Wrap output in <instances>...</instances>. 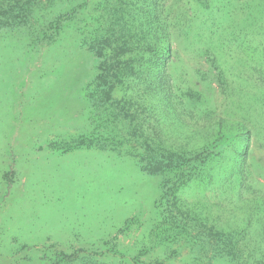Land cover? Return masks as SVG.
Wrapping results in <instances>:
<instances>
[{
    "label": "rangeland",
    "instance_id": "1",
    "mask_svg": "<svg viewBox=\"0 0 264 264\" xmlns=\"http://www.w3.org/2000/svg\"><path fill=\"white\" fill-rule=\"evenodd\" d=\"M168 2L180 3L187 33L182 37L186 50L174 69L183 83H198L210 94L218 84V69L188 46L210 38L217 66L233 73L228 85L234 95L214 99L215 116L224 106L238 112L237 103L243 104L235 118H249L254 134L242 190L249 198L264 196V116L257 104L260 88L254 87L257 73L251 76L257 62L264 70V0H206L209 8L190 4L196 0ZM73 5V0L60 2L38 10L28 23L0 29V264H47L40 259L45 252L81 248L99 257L77 264H130L135 256L163 264H235L167 221L168 211L160 204L162 175L143 171L125 148L76 147L97 131L87 89L99 59L84 44L76 19L58 34L47 32L56 13ZM198 69L212 74L200 83ZM243 86L247 95H239ZM100 128L106 131L104 124ZM234 191L220 183L208 191L190 184L182 195L192 203L202 200L207 209H197L213 212L222 227L240 230L247 213L233 200ZM253 243L261 247V257L264 239ZM106 248L126 257L104 254Z\"/></svg>",
    "mask_w": 264,
    "mask_h": 264
},
{
    "label": "trees",
    "instance_id": "2",
    "mask_svg": "<svg viewBox=\"0 0 264 264\" xmlns=\"http://www.w3.org/2000/svg\"><path fill=\"white\" fill-rule=\"evenodd\" d=\"M66 1L0 0V29L28 23L38 10H51ZM73 1L69 11L56 13L47 32L58 34L66 23L76 19L84 44L99 59L98 72L87 89L89 103L97 113V131L89 139L82 137L76 147L125 148L143 171L163 176L160 204L168 211L166 219L189 234L190 241L235 264H264V253L257 256L261 247L250 244L253 239H264V196L249 198L242 190L247 181L245 167L254 131L247 123L249 118H235L244 110L241 103H237L238 112L224 106L220 115L215 116L219 108L214 99L221 93L232 99L234 94L228 85L233 73L217 66L215 45L208 44L213 40L201 41L199 47L188 43L192 52L205 55L211 66L218 69V84L210 94L198 83L184 84L174 70L181 59L180 52L186 50L182 37L187 33L179 2L173 5L168 0ZM196 1L200 2L190 4L210 7L206 0ZM251 70L252 78L257 73L254 87L260 88L257 104L264 116V70L258 62ZM196 74H201L198 81L202 83L209 79L212 70L198 69ZM234 77L241 78L239 74ZM244 88L238 89L239 95H247ZM102 124L106 134L100 128ZM217 183L224 189L236 190L233 200L242 203L240 207L247 213L242 217L240 230L222 227L211 216L213 212L197 209H207L202 200L192 203L182 195L190 184L208 191ZM105 253L121 260L126 257L112 248H106ZM96 256L99 257L98 252L81 248L45 252L40 259L47 264H77L94 261ZM128 263L163 264L144 262L139 256L129 257Z\"/></svg>",
    "mask_w": 264,
    "mask_h": 264
}]
</instances>
